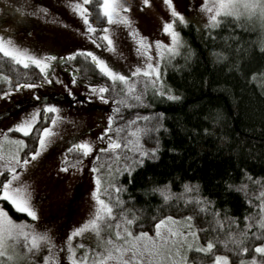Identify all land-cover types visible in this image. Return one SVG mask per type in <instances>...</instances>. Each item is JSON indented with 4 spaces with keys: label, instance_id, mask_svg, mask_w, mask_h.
<instances>
[{
    "label": "rangeland",
    "instance_id": "rangeland-1",
    "mask_svg": "<svg viewBox=\"0 0 264 264\" xmlns=\"http://www.w3.org/2000/svg\"><path fill=\"white\" fill-rule=\"evenodd\" d=\"M7 2L10 3L9 0H0V44H3L8 51L19 56L20 60H23V63L18 60L22 66H27L28 62L32 64L31 60L28 59L29 57L52 56L50 50L58 53L54 55L57 59L50 61L51 70L47 80L40 74L27 70L22 72L24 74L22 77L17 78L18 80L27 81V84H34L36 87L16 89L17 82L13 81L15 75L11 74L5 76L11 82L6 79L5 83L0 85V110L9 109L13 101L27 95V104L19 107V109H14L11 114L7 112L0 116V163L11 160V153L17 147L14 143L15 140H24L26 147L20 150V155L23 158L27 151H34L36 147L40 146L39 137L41 134L44 135V150L35 161L32 160L31 156H28L30 165L27 167L26 173L22 171L20 184L13 185L14 188L20 187L22 191L30 192L35 210L38 212V220L32 221L31 218L25 215H13L4 206L3 199H0V206L7 210L8 215L17 224L24 221L34 227L37 232H43L47 229L49 235L53 238V242L61 244L67 233L87 220L93 210L94 200L90 193L93 188L94 174L90 170L91 167L96 165L101 168V175L103 176L108 165L119 168L127 163L123 159L118 162L115 158L117 153L123 155L127 152L123 148L116 152L99 151L106 147V142L104 140L97 141L96 137L104 127H108L107 117L114 115L113 109L120 108V112L114 115V123L111 126L112 131L108 135L116 138L115 129L119 126L122 129L119 133L120 142L124 143L127 140H135L132 132L137 127L142 128L138 126V121H141V119L136 120V117H144L143 111L138 108L145 110L144 107H146L145 103L139 104L136 102L132 98L134 94H129L126 87L121 85L119 81H112L102 73L97 66V62L92 61L91 57L81 54L71 59H65V57L68 53L78 49L80 52L91 50L98 58L104 59L115 71L128 75L133 81L143 80L145 79L143 75L131 77V72L135 67L146 66L147 63L143 53L137 54L136 49L140 45L136 41L141 36L147 38V43L151 46L149 54L152 57V62L155 63L159 59L160 65H162L164 58L169 54L165 50L163 58L157 57L155 41L160 40L165 44L170 43V37L163 33L162 26L165 21L170 19L171 9L164 3V0H149L147 5L143 4V0H109L112 7L119 9L118 12L113 13L110 22L100 7L104 0H23L24 12L28 16L31 15L35 20L36 30L29 25L25 28L23 20L10 13V10L6 8ZM216 2L217 0H208L209 6ZM173 6L185 15V22H192L198 27L211 25L207 10H202L197 4V0H173ZM81 8L86 9L87 25L84 24L83 17L78 11ZM213 14L217 15V19L221 15H232L224 11ZM241 16L257 19L258 24L264 21L259 13L253 15L241 13L238 17ZM124 17H127L130 22L127 26L123 23ZM172 19L175 30L179 32L177 25L183 22H180L178 18ZM88 27L93 28L94 31L87 33ZM259 28L262 29L263 26ZM38 30L47 33L53 40L47 39V35L44 37L41 36V33L38 35ZM132 33L134 35H131ZM103 35H108L113 39L111 51L108 50L107 42L102 39ZM89 36L92 40H95V44L92 43ZM97 44L101 46L97 47ZM55 46L59 50L55 49ZM13 57L16 58V56ZM73 80L76 83H73ZM13 82L15 83L14 86ZM93 85H103L109 88V91L105 93V98L109 102L101 101L98 94L90 92V86ZM113 85L116 86V91L112 90ZM119 89H123V92L121 93ZM4 93L8 94L4 95ZM41 94L47 97H39ZM37 98L41 99L38 101ZM120 101H124V103H119ZM44 102L54 104L58 108L57 112L48 114L47 120H45L43 113ZM129 104L133 105L134 108H129ZM26 108L27 111L22 112ZM36 108H40L41 111L37 113V121L32 126V132L24 135L15 130L9 131L14 124L27 120L28 114ZM16 112L19 116L15 115ZM51 116L57 117L55 123L52 122ZM117 116L123 117V119H117ZM149 118V123L153 122V118ZM130 120L134 121L131 126L127 123ZM45 127L49 129L48 133H43ZM141 135L140 141L144 147L152 148L150 144H145L142 141ZM81 140L94 142L96 154L82 159V153L75 150L68 151L74 142H80ZM96 155H99V163H97ZM65 156L69 158L66 162L69 166L67 172L61 170ZM77 161H80L79 167L73 170L71 165ZM17 169L20 170L19 166H17ZM262 188H264V180L259 192ZM192 194L196 195L195 193L187 195ZM101 198L107 200V194H102ZM178 200L184 202V198ZM128 210H131L139 220L145 219L138 210L133 208H128ZM186 211L189 215H192L191 211ZM169 215L179 219L185 216V213L173 210L172 214L165 213L156 218ZM153 223L154 220L150 222L145 220L143 223L137 222L134 233L147 231L152 235ZM109 236L115 240L114 234L107 229L106 225H102L99 237L91 230H87L80 237H75L73 247L76 249V256L79 257L84 250L77 247L79 244L85 245L86 248H96L97 252L102 251L101 248L97 247V244L102 240H106ZM204 239L201 235L199 244H206L207 240ZM189 241L194 244L195 249L196 242L191 237ZM22 243L21 238V245ZM117 243L120 242L117 241ZM194 249L188 251L191 264L192 258L203 259L199 258L201 255H197L198 253H195ZM20 251H24L23 247H20ZM61 253V264H70L64 258L67 254L63 251V248H61ZM211 254L213 264L215 255L227 256L226 252L220 247L216 248L214 253ZM229 264L234 263H231L229 259Z\"/></svg>",
    "mask_w": 264,
    "mask_h": 264
},
{
    "label": "trees",
    "instance_id": "trees-1",
    "mask_svg": "<svg viewBox=\"0 0 264 264\" xmlns=\"http://www.w3.org/2000/svg\"><path fill=\"white\" fill-rule=\"evenodd\" d=\"M218 21L215 27L178 23L182 44L179 54L164 58L161 81L165 91L170 88L180 99L168 100L153 94L152 89L145 95V110L138 109L153 122L141 119L138 126L162 125L158 131L141 133L142 141L152 148L159 140V158L145 159L131 176H118L119 184L126 186L121 193L125 203L119 210H138L145 218L138 219L141 223L173 210L183 211L185 216L189 215L186 210L191 211L196 228L206 229L198 235L204 240L209 236L216 239L215 249H223L231 263L240 264L241 259L251 260L253 256L263 261L264 256L254 248L264 238L244 240L243 246L250 250L238 254L234 252L237 246L228 239V229L217 237L208 225L211 217L199 212L195 203L186 205L176 198L164 201L160 193L152 191L170 185L172 193L180 194L185 182L199 185V195L213 202L210 206L219 210L221 218H236L240 225L237 231L242 230L243 217L253 212L246 200L259 203L256 196L264 180V21L258 24L257 19L228 14ZM26 70L41 74L35 65L28 62L22 66L17 58L0 52V85L9 74L15 75L14 82L22 81L17 78ZM257 179L259 183L254 184ZM240 185L248 186V197L237 190ZM3 203L13 215H23L7 201ZM197 255L203 259L192 258V264H213L211 253Z\"/></svg>",
    "mask_w": 264,
    "mask_h": 264
},
{
    "label": "snow or ice",
    "instance_id": "snow-or-ice-1",
    "mask_svg": "<svg viewBox=\"0 0 264 264\" xmlns=\"http://www.w3.org/2000/svg\"><path fill=\"white\" fill-rule=\"evenodd\" d=\"M164 3L171 9V17L163 23L162 31L170 37V43L165 44L160 40H156L155 50L157 57L160 58L164 57L166 50L169 54L168 58L170 59L179 54V49L182 44V39L179 32L175 30L172 18H178L180 22H185L186 17L175 9L173 0H164ZM143 4H149V0H143ZM197 4L202 10H207L212 27H215L219 23L217 15L213 13L218 14L221 11L231 13L234 16H239L241 13H247L249 15L259 13L261 18H264V0H217L211 6H209L208 0H197ZM100 7L110 22L112 21L113 13L119 11L118 8L110 5L109 0H104V3ZM78 11H80V15L83 17L84 24L87 25L88 16L86 15V9L81 8ZM123 23L126 26L129 25L130 22L127 17H124ZM93 31V28H87V33ZM131 35H134V33ZM89 39L92 40L91 36H89ZM102 39L107 42L108 50L111 51L113 39L108 35H103ZM136 42L140 45L136 49L137 54L143 53L147 63L146 66L135 67L131 72V77L143 75L145 77L144 80L137 79L133 81L128 75L122 74L120 71H115L104 59L98 58L91 50L80 52L78 49L68 53L65 59H71L78 54L91 57L92 61L97 62V66L102 73L112 81H119L121 85L125 86L129 94H134L132 98L139 104H144V97L149 89L153 90V94L166 97L168 100H179L180 97L172 94L170 88L166 91L164 90V85L161 81L160 60L158 59L155 63L152 62V57L149 54L151 46L147 43V38L141 36ZM92 43L95 44V40H92ZM96 46L100 47L101 45L97 44ZM262 50H264V45H262ZM0 52H4L8 56H16L17 60H20L19 56L8 51L3 44H0ZM213 55L217 54L213 53ZM28 59L39 68V71L44 74V79L47 80L51 70L50 61L56 60L57 57H29ZM20 62L23 63V60H20ZM73 83H76V81L73 80ZM15 87L16 89L22 87L34 88L36 85H21L17 83ZM112 90H117L115 85L112 86ZM107 91H109V88L103 85L90 86V92L98 94V98L105 103L109 102L105 98ZM7 94L4 93V95ZM40 99L37 98L38 101ZM119 103H124V101H120ZM128 107L131 108L133 105L129 104ZM40 111V108H36L32 113L28 114L27 120L14 124L9 131L15 130L24 135L32 132V126L36 123L37 113ZM57 111L58 108L54 104L43 103L45 120L48 119L49 113H55ZM119 112V107L113 109L114 115ZM114 115L107 117L108 127L103 128L102 132L96 137V140H104L106 142V147L99 150L101 152H116L121 148L127 150L125 154L121 155L117 153L115 157L118 162L123 159L127 163H124L119 168H113L112 165H108L103 176L101 175V168L96 165L91 167L90 170L94 175L93 188L90 195L94 200V206L89 214V218L81 225L71 229L61 244H56L53 242V238L49 235L47 229L43 232H37L34 227L24 221L17 224L8 215L7 210L3 206H0V264H29V262L30 264H61V248L66 252L67 255L64 258L70 264H191L188 251L194 249V244L189 241L190 237L196 242L195 252L214 253L216 239L209 236L207 237L206 244H199L200 236H198V232H205L206 229H197L192 215L182 216L179 219L171 215L164 216L163 218H155L152 225V235L147 231L134 233V227L137 226L139 218L131 210H119L125 203L121 198V193L126 191V186L119 184L118 176L123 173L131 176L132 170L135 167L142 166L145 163V159L157 160L159 158L157 155L160 150L159 140H156V147L145 148L140 141V134L158 131L162 125H157L155 128L137 127L132 132L135 140H127L121 143L119 133L122 129L119 126L115 129L116 138L108 135L112 131L111 126L114 123ZM160 115L162 116L163 114L161 113ZM116 118L123 119L120 116ZM140 119L148 120L149 117H136V120ZM51 120L55 123L57 117L51 116ZM127 123L131 126L134 121L130 120ZM48 132L49 129L45 127L43 133ZM205 132H207V129H205ZM39 141L40 146L36 147L34 151H27L22 158L20 150L26 147L24 140H15L14 143L17 147L11 153V160L6 163H0V199L7 201L17 213L31 218L32 221L38 220V212L35 210L30 192L22 191L20 187L14 188L13 185L20 184L22 171L26 173L27 167L30 165L28 156H31L32 160L35 161L44 150V135H40ZM73 150L82 153V159L96 154L94 142L87 140L74 142L68 151L72 152ZM68 159V156H65L62 161L61 170L64 172L69 171V166L66 163ZM96 160L99 163V155H96ZM79 164L80 161H77L71 165V168L75 170L79 167ZM17 166L20 168L19 171ZM245 176H247V173H245ZM247 178L249 180L252 179L250 176H247ZM253 183H259V180H254ZM181 187L182 192L180 194L172 193L170 185L158 186L153 188L152 191L160 193L164 201H170L175 197L178 199L184 198L186 205L194 202L198 206L199 212L211 217L208 225L210 230L216 233L217 237L224 229H228V239L237 246L234 252L238 254H245L250 250L248 247L243 246L244 240H247L249 237L255 239L258 236L264 238V188L256 196L259 203L254 202L250 198L246 200L253 208V212L243 217L242 230L237 231V229H240V225L236 218L227 216L221 218L219 210L213 209L210 206L213 202L199 195V185L185 182ZM228 187L232 188L233 186L229 184ZM247 187V185H240L237 190L243 192L245 197H248ZM104 193L107 194V200L101 198ZM190 193H195L196 195H187ZM129 200H131V196H129ZM5 218L7 219L5 220ZM102 225H106L107 229L114 234L115 240L109 236L106 240L98 243L97 247L102 249L100 252H97L96 248H86L85 245L79 244L77 247L84 250L77 257L75 254L76 249L73 247V239L82 236L87 230H91L99 237L102 231ZM253 228L256 231H250ZM21 238L23 240L22 245ZM117 241L120 243H117ZM219 242L227 243V241ZM20 247H23L24 251H20ZM254 252L264 256V243H257ZM214 264H229V258L226 255H215ZM240 264H264V261L258 262L256 256H253L251 260L241 259Z\"/></svg>",
    "mask_w": 264,
    "mask_h": 264
},
{
    "label": "flooded vegetation",
    "instance_id": "flooded-vegetation-1",
    "mask_svg": "<svg viewBox=\"0 0 264 264\" xmlns=\"http://www.w3.org/2000/svg\"><path fill=\"white\" fill-rule=\"evenodd\" d=\"M9 2L10 3L7 2L5 6H6V8H8L10 10V13L18 16L21 20H23L25 28H27V25H29V26H32L34 29H36L35 26H34V25H36L35 20L31 17V15L28 16L27 13L24 12L25 9H24V5L22 3L23 0H9ZM23 30H24V28H23ZM24 31H25V33H27L26 30H24ZM40 33H41L42 37L47 35V33L40 32L38 30V35ZM49 38L50 37L47 35V39H49ZM49 40H53V39L50 38ZM55 49L59 50V48L56 47V46H55ZM50 52L52 53V56L57 55L56 53H58L57 51H54V50H50ZM39 97H47V96L41 94ZM24 104H27V95L24 98H19L18 100L13 101V104L11 106H9V109H5L4 111L0 110V116L6 114L7 112L9 114H11L14 109H19V107H21V106L23 107ZM25 111H27V108L25 110H23L22 112H25ZM15 115L19 116L18 112H16Z\"/></svg>",
    "mask_w": 264,
    "mask_h": 264
}]
</instances>
